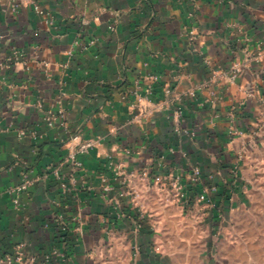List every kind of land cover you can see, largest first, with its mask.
Segmentation results:
<instances>
[{"label": "crops", "instance_id": "obj_1", "mask_svg": "<svg viewBox=\"0 0 264 264\" xmlns=\"http://www.w3.org/2000/svg\"><path fill=\"white\" fill-rule=\"evenodd\" d=\"M213 185L264 196V0H0V263L160 264Z\"/></svg>", "mask_w": 264, "mask_h": 264}, {"label": "rangeland", "instance_id": "obj_2", "mask_svg": "<svg viewBox=\"0 0 264 264\" xmlns=\"http://www.w3.org/2000/svg\"><path fill=\"white\" fill-rule=\"evenodd\" d=\"M180 192L181 228L157 230L149 236L150 247L161 257L160 264H264V196L242 205L229 226L214 214L222 208L217 186L199 192L196 204H184L182 189ZM231 198L228 195L222 206H229ZM106 258V264H112ZM120 258V264H133Z\"/></svg>", "mask_w": 264, "mask_h": 264}, {"label": "built area", "instance_id": "obj_3", "mask_svg": "<svg viewBox=\"0 0 264 264\" xmlns=\"http://www.w3.org/2000/svg\"><path fill=\"white\" fill-rule=\"evenodd\" d=\"M35 9H36V11H38L37 7H35ZM109 29L112 30V27H109ZM48 122H49L48 123L49 125H52L53 121L52 120H48ZM90 147H91V143L90 142H85V143L80 144L78 146L77 151L69 157L70 162L73 163L75 166H80V162L78 160V156L86 153L89 150ZM29 184L30 183H29V181L27 180V178L25 176L23 178V180H22V183L19 186H17L16 188L10 189V191L11 192H16V193L23 192L29 187ZM176 191H177V196L178 197H182L183 196L181 194L180 188L178 186H177V190ZM23 249H24V244H18L17 245V247L15 249V258L20 259V258L23 257V255H24ZM14 262L15 261H14L13 257H7V258L3 259L0 264H14Z\"/></svg>", "mask_w": 264, "mask_h": 264}]
</instances>
